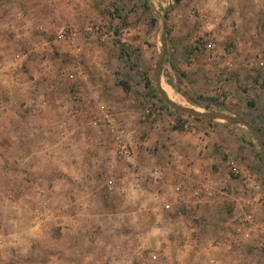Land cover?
<instances>
[{
  "label": "rangeland",
  "instance_id": "1",
  "mask_svg": "<svg viewBox=\"0 0 264 264\" xmlns=\"http://www.w3.org/2000/svg\"><path fill=\"white\" fill-rule=\"evenodd\" d=\"M117 1L96 0L90 27L101 28V34H97L100 43L106 41L101 39L104 33L106 39L111 36L118 44V49L100 44L104 50L99 49L94 57L95 73L115 77L122 89L118 99L122 98V111L128 122L118 111L108 110L100 99L93 104L97 108L86 113L77 106L82 98L76 90L78 67L73 60L78 57L73 56L71 49L60 48L63 43L75 45L79 36L74 26L64 25L66 21L79 22L77 18L65 17L73 11V4L62 0L29 1L31 5L40 4L33 14L36 33L29 44L32 47L36 42V47L43 39L51 42L48 56L53 65L49 69L54 74L47 75L50 81H39L32 74L34 68L22 63L17 66L21 72L18 82L0 78V264H226L219 257L221 242L227 243L231 254L240 252L234 264H250L251 254L257 255L261 263L264 246H255L252 239L243 237L237 244L222 240L232 239L236 225H228L231 233L226 235L221 233L225 226L222 229L214 224L206 226L203 215L184 213L191 211L189 204H201L204 199H196L190 193L177 194L170 183L181 173L172 167L178 155L175 156L176 149L171 145L195 139L200 143L206 140L212 161L221 160L225 169L220 172L223 174L204 176L207 181L183 173L190 180L194 178L193 182L199 185L205 181L217 190L224 186L239 189L245 176H249L264 188V55L259 57V65L252 64V50L244 46L247 43L254 46L253 41L264 44V0L241 1L235 6L228 3L226 9L223 3L211 9L208 0L147 2L145 37L138 41H129L124 29L143 22L137 13L143 0ZM154 8L159 11L155 16ZM234 14L248 33H242L243 47L234 43L233 34L221 30L222 19L230 20ZM215 20L220 29L211 27ZM227 25L234 31L238 29L234 19ZM255 27L263 34L257 39L250 33ZM63 30L65 36L60 34ZM110 30L117 38L108 36ZM205 41L214 43L215 48H207ZM30 52L38 54L30 49L9 51L6 64ZM68 58L71 61L67 64L71 66L65 64ZM160 87L178 106L201 113H220L231 121L183 112L167 102ZM38 88L43 90L39 93ZM79 116L88 125L84 141L89 145L82 148V162L98 152L92 146L95 138H109L110 147L107 144L108 148L102 152L101 162L87 161L100 167L93 172L99 174L98 190L78 185L74 175L64 170L63 161L58 157L50 160L48 156L49 152H58L66 129ZM132 128L141 131L136 133ZM116 130L131 142L133 161L134 156L139 163L146 157L147 164H151L152 160L149 162L143 152L154 155L159 148L165 152L166 158L154 160L152 167L164 170L161 181L151 177L143 169L148 167L143 163L134 162L132 171H124L126 164L116 155ZM172 156L174 160H170ZM230 160L235 161L237 172ZM72 162L73 167L75 161ZM214 163L212 168L217 173L218 164ZM128 173L127 178H134L135 184L147 187L145 193L124 196L119 189ZM158 182L165 187L162 190L163 207L168 209L165 211L156 209L158 202L153 198L162 195L161 191L158 196L154 194ZM173 197H183L189 203L188 209L182 206L183 210L174 212L184 216L183 219L188 217L198 229L196 239L189 243L178 240L176 228L169 225L174 214L170 202ZM226 211L231 212L229 207ZM259 221L264 223V213ZM186 245H191V254H187ZM208 246L214 252L210 257L204 250Z\"/></svg>",
  "mask_w": 264,
  "mask_h": 264
},
{
  "label": "crops",
  "instance_id": "2",
  "mask_svg": "<svg viewBox=\"0 0 264 264\" xmlns=\"http://www.w3.org/2000/svg\"><path fill=\"white\" fill-rule=\"evenodd\" d=\"M30 0H0V61H2L0 64H2V68L0 69V78L2 80H11L13 83L18 82L19 81V76L21 75V72L19 69H17V66H21L22 63H25L27 65H29L30 67L34 68L32 73L33 75H35L37 77V79L39 78V81H50L51 77L48 76H52V74H54V72L51 71V69H49V67H51L53 65V62L51 61L52 59L49 58L48 54L49 51L51 50V42H47L43 39V37H41L43 40V42L39 45H37L36 47L34 46L35 44L31 47V44H29V39L31 37H33L34 33H36L34 26H33V22H34V15L36 13V9H40V4H37V6H35L36 4L31 5L29 3ZM64 2H71V5L73 4V11L70 10L68 14H66V18H77L79 20V22H70V21H66L64 23L68 24V26H74L73 28H75L76 30H79L77 32H75L76 34L78 33V37L76 38L77 42L76 44L72 45V44H68V43H63L60 45V48L62 51H73V56L78 57L77 59L73 60L74 62V66L76 65L78 67V71H76V73L78 72L77 75V83H75L76 85V90H78V95H80V97L82 98V100H79L77 102V106H80L79 108L82 110V113H86L89 110L92 109H96L97 107L93 104H95L96 100L98 101V99H100L102 103H104L106 105V108L109 110V108H112V110H116L118 111V113L121 115V118L128 122L127 120V115L124 111H122V106H123V102L122 98L121 100L118 99L119 94L122 92L121 86L116 84V79L114 76H112L111 74H96V66L95 64L97 63L96 58L98 55L97 52L99 51H103L104 48L100 46L101 45H112L114 46V48L118 49L119 47L117 46V42H115L114 40H111L112 37L109 35H113L115 38H117V35L114 34L113 30H110L107 34H108V39H106L105 42L100 43L98 35L91 30L90 28V24L91 21L90 19L95 15V5H96V0H62ZM117 1V0H113ZM127 2H135L138 0H125ZM155 0H143L141 1V3L139 4V8L137 10V13L139 14V18L143 19V22L139 21V24H130L129 27H126L124 29V35L127 36V39L130 41L137 39L138 40H142V37H145V31H144V23L147 17V10H146V4L147 2H153ZM241 1H247V0H208V7H211V9L215 8L217 5H219V3H223L225 9H226V5L228 6L229 4H233L234 6L238 3H240ZM118 2V1H117ZM144 3V5H143ZM225 3V4H224ZM150 4V3H149ZM45 7V6H44ZM238 7V5H237ZM44 9V8H43ZM247 10H249V8L247 7ZM44 11V10H43ZM214 11V10H213ZM224 11V8H223ZM158 10L156 8L153 9V14L154 16L158 14ZM215 12V11H214ZM213 14V12H212ZM142 15V16H141ZM218 16V15H216ZM236 20L237 25L236 27H238V29H236V31H234V28L231 27L230 25H227V23L230 20ZM230 20H228V18H225L224 20L222 19L223 23H222V28L221 30L226 33V34H230V35H234V37L232 38L234 43L239 45L241 47H243V44L241 42L242 39V33H247L242 29V26L240 23H238L237 21V15L234 14V16H232L230 18ZM252 20V19H251ZM211 27H213L214 29L219 28L220 29V24L218 23V20H215L212 24H210ZM210 26H207L206 28L211 29ZM72 32V31H71ZM260 31L258 29H256V27L254 29L250 30V33L255 34L254 37L255 39H257L259 37V34L262 36V33H259ZM258 33V34H257ZM248 34V33H247ZM222 35V34H221ZM134 38H131V37ZM135 36L137 38H135ZM223 36V35H222ZM126 37H124L125 39ZM221 38V37H220ZM110 39V40H109ZM227 40H230V38L226 37ZM252 42V41H251ZM250 42V43H251ZM254 44V46H249V44H244V46L251 48V52H252V64H256L259 65V57H261L262 55H264L262 53V51L264 50V44H260L257 41H254L251 43ZM111 47V46H110ZM254 47V48H253ZM34 50V52H38V54H33V53H29V54H25L22 53V55H18V57H21L20 59H15L13 61H8V63L6 64V57L9 53V51H26V50ZM108 49V48H106ZM37 58H35V57ZM71 58L65 59V64L69 65L70 63L67 64V62H70ZM37 66V67H36ZM71 66V64L69 65ZM39 67V68H38ZM69 70V67H67ZM9 70V73H6V71ZM75 71V70H74ZM48 75V76H47ZM103 75V76H102ZM226 75H228V73L226 72ZM15 76V77H14ZM229 76V75H228ZM9 77V78H8ZM39 86H42L39 84ZM38 87V86H37ZM162 87L165 90L164 87V82L162 81ZM42 89L38 88V92L40 93ZM69 92V91H68ZM37 93V92H36ZM43 94V93H42ZM103 99V100H102ZM106 100V101H105ZM65 110V107H63ZM125 122V123H126ZM137 125V124H136ZM135 125V126H136ZM134 126V127H135ZM88 128L87 123L84 121V119L80 118V116L78 117V120L74 121V125L72 127H68V129H66V136H62L63 141L60 142V149L58 150V152L53 151V153L49 152L48 156L51 159L57 158L58 160H60L64 165L63 168L66 172L73 174L74 177L78 180V185L79 183H81V185H90L93 189H96L98 187L97 186V178L99 177V174L93 173L96 172L97 170L100 169L99 166H97L96 164H89L87 163V161L89 162L90 160H97L99 162H101V158L103 157L102 152H104V150L106 151V149L108 148V146L110 147V143H109V138L108 139H104V140H100V139H96L95 138V142L94 144H92V146H96L98 149L97 153H91L89 156V160L86 157V159H84V161L82 162L81 158V153H82V148L86 145H89V143H85L84 141V137L86 135V130ZM136 128V127H135ZM100 127L97 126V130H99ZM134 131H136V133H138L137 131H141L138 129H134L132 128ZM144 129V127H143ZM142 129V130H143ZM95 129V131H97ZM91 131V130H90ZM92 136H93V132H92ZM172 142H175L174 140H171ZM203 143L200 142H196L195 139L193 140H189V142L187 144L185 143H178L176 142V145L173 146V144L171 145L172 148L176 149V155H178V158L176 161H174L172 163V167H175V171H177L178 173H189L191 174L192 177L195 178H204V176H210L211 175H217V174H223L220 172H223L225 169V164L221 162V160L215 159V161H212L213 157H210V148L207 144H205L207 141L206 140H202ZM192 142V143H190ZM108 144V146H107ZM207 146V147H206ZM206 151V152H205ZM164 151L159 148L156 150V153L154 155H148L147 152H143L142 154H146L149 158V162L150 160H152L151 164H147V160L146 157H142V159L140 160V163L137 161V157L134 156V160L135 162H138L140 165H145L148 166L146 168H143L146 172L147 170L150 172L151 169H153L152 167L155 166L154 164L158 161H163L167 155H164ZM102 154V155H101ZM141 154V156H142ZM154 159H151V158ZM113 158V157H111ZM175 158L172 156L170 160H174ZM156 162H155V161ZM72 161H75V164L72 167ZM154 161V162H153ZM214 162H216L218 164V169L219 171L217 173H214L213 170V166H214ZM225 174V173H224ZM128 175H130L129 173L127 174L126 177L123 178L122 182L123 184L121 185L120 189L122 192H124V196L128 197L130 195L133 194H137L138 192H140V194L145 193L146 192V186L141 185V183H136L135 184V180L134 178H127L129 177ZM194 178H192L193 180ZM211 179V178H208ZM227 179V178H226ZM231 180L233 178H228L227 180ZM205 181H207L204 178ZM204 181V182H205ZM234 182V181H233ZM159 183V182H158ZM164 185V184H163ZM162 185V183H159L158 188L155 190L154 194H156V196H158V194L160 193V191L162 192L163 189H165V187ZM109 189V188H108ZM98 190V189H96ZM91 192V191H90ZM83 193H86V191H83ZM164 193L162 192L161 196L153 197L154 198V202H158V206L156 207V209L158 208H162V210H168L165 209L164 206ZM216 195V196H215ZM213 196H215L213 199H211L212 196L210 197H204L203 199V203L201 204H189L188 202H186L185 200L183 201L181 198H172L170 200L171 205H172V211L171 212H175V209L179 210H183V207H185L186 209H188V205L189 204L192 208L191 211H184V213H191L195 216H199V214H201V216L203 215V217L206 219L204 220V222L207 221V225L206 226H211L212 224L216 225L217 227H219L220 229H222L224 226V230H222V234H226L227 233H231V230L229 231V227L228 225H237V223L239 222V219L242 218L244 211L246 209V207H244L242 205V202L240 201V199L236 198L233 199L231 197H227V196H223V195H218V194H214ZM172 197V196H171ZM156 200V201H155ZM169 201V200H168ZM179 201V202H177ZM163 204V205H162ZM184 204V205H183ZM170 205V206H171ZM143 206V205H140ZM139 206V209H141V207ZM183 206V207H182ZM226 207H229V209L231 210L230 213H228V211H226ZM198 208V209H197ZM193 209V210H192ZM242 209V210H241ZM264 208H260L257 209L255 211L256 216L258 217V220L261 219V215H263L264 213ZM177 211V212H178ZM162 213L158 214V216H161ZM215 214V216H214ZM177 214H172L171 217V222L169 223L170 227H175L176 232L178 234H176V236L178 237V240H182L185 241L186 243H189L190 241H193L196 237V235H198L199 232L198 229H196L193 225L191 220L186 217V219H183L184 216H176ZM218 217V219H217ZM226 221H223V220ZM232 221H234L232 223ZM260 225L264 226V223L262 221H259ZM262 226V227H263ZM215 227V226H214ZM256 229V235L254 234L253 238H252V243L255 244V246H261V240H264V230L262 229ZM260 231V232H259ZM227 232V233H226ZM180 234V235H179ZM176 236H174V241L176 240ZM230 237H225L222 238V240H228L229 241ZM232 238V237H231ZM196 239V238H195ZM211 239H209L210 242ZM211 243V242H210ZM260 243V244H259ZM221 242L220 243V249H219V254L221 257V260H223L226 264H234L237 261V257L238 255H240V252H237L235 254H231L230 253V247L227 245V243L223 244ZM190 246H187V254H191L190 251ZM260 248V247H259ZM213 247L208 246V248H204L205 252L207 253V256L210 257L212 254H214L213 252ZM252 258H250L251 262L250 264H264V257L262 258V261L260 263L259 261V257L255 254H251Z\"/></svg>",
  "mask_w": 264,
  "mask_h": 264
},
{
  "label": "built area",
  "instance_id": "3",
  "mask_svg": "<svg viewBox=\"0 0 264 264\" xmlns=\"http://www.w3.org/2000/svg\"><path fill=\"white\" fill-rule=\"evenodd\" d=\"M92 31H94L96 34H101L102 31L99 26L90 27ZM60 34L62 36H65V31H61ZM107 35L102 33L101 39L104 41L106 40ZM205 46L207 48H215L214 43L210 41H205ZM97 123V121H95ZM114 132V130H112ZM122 134L116 130V134H114V144L116 145V155L118 158H120L125 164L124 171L130 172L132 171V166L135 167V161H133L132 158V149H131V142L127 139H123L121 136ZM229 163L232 165V168L235 172H237V165L234 160H230ZM139 173V172H137ZM141 173V172H140ZM163 173L164 170L161 167H156L150 170L149 175L151 177H154L155 179H163ZM238 173H234L236 175ZM245 176V175H244ZM230 177L232 175L230 174ZM110 184V182H109ZM172 189L177 192V194L182 193H190L193 197L196 199H203L204 197H210L216 192H218L220 195L231 197L236 200V198L240 199L242 202V205L246 207L244 214L242 218L239 219V222L235 226V232H233L232 239H229V243H239L240 240H242L241 237H243L245 240L252 239L254 234H256V229H262L264 230V226L262 227L260 225V222L258 220V217L255 214V211L260 208H264V188H262L260 185L255 184V181L251 179L249 176H245L244 184L241 186V188H229L228 186L219 187L217 190L215 186H211L210 184L204 182L202 184H196L193 182V180L189 179L188 175H184L183 173L179 174L176 177V180L172 183ZM109 189L112 188L111 185L108 186ZM237 190V191H236ZM166 207H169V205H166ZM260 232V231H259ZM259 235V234H256ZM260 236V235H259ZM261 246H264V240L260 241Z\"/></svg>",
  "mask_w": 264,
  "mask_h": 264
},
{
  "label": "water",
  "instance_id": "4",
  "mask_svg": "<svg viewBox=\"0 0 264 264\" xmlns=\"http://www.w3.org/2000/svg\"><path fill=\"white\" fill-rule=\"evenodd\" d=\"M162 59L159 60V64H161V61ZM158 83H160V81L158 80ZM160 91L163 95H165L164 97H166V100L167 102L172 105L173 107L183 111V112H186V113H189V114H192V115H201V116H207V117H211V118H224L228 121H231L230 118L220 114V113H201V112H198L192 108H186V107H181V106H178L176 104H174V102H172V100H170L167 95L165 94L166 92L162 89V87H160ZM237 121V120H236Z\"/></svg>",
  "mask_w": 264,
  "mask_h": 264
}]
</instances>
